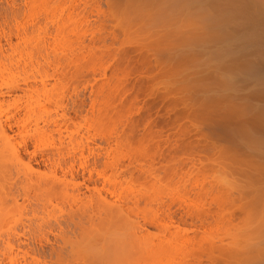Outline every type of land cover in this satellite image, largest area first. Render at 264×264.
I'll return each instance as SVG.
<instances>
[{
  "label": "rangeland",
  "instance_id": "obj_1",
  "mask_svg": "<svg viewBox=\"0 0 264 264\" xmlns=\"http://www.w3.org/2000/svg\"><path fill=\"white\" fill-rule=\"evenodd\" d=\"M170 1L0 0V264H264V0Z\"/></svg>",
  "mask_w": 264,
  "mask_h": 264
},
{
  "label": "bare ground",
  "instance_id": "obj_2",
  "mask_svg": "<svg viewBox=\"0 0 264 264\" xmlns=\"http://www.w3.org/2000/svg\"><path fill=\"white\" fill-rule=\"evenodd\" d=\"M168 1H170V0H168ZM192 1H194V2L197 1L196 3H198V2L201 3V1H203V0H171L170 2H173V3H175V2H179V3H181V4H183V3L186 2L185 4H187V3L189 4V3H191ZM209 1L211 2V5H212V6H209V8H211L212 10L209 9V11H211V13H209V15H207L208 17H207L206 15H204V14H205L204 11L206 10L205 8H207V7H205V8L200 7V8L203 10V11H202V10L200 9V12H199V9H198V13H199V14L201 13V15L203 14L202 16H203V17L205 16V17H204L205 19H211V20H212V18H213V16H212V12H213V13H214V17L216 18V19L213 18V19H214L213 22H214L216 25H218V26H223L225 23L232 21V19L234 20V18H235V16H236V13H237L238 11H237L236 13H235V11H233V8H234V7H232V6L229 5V3H231V1H229V0H209ZM224 1H225V2H224ZM227 1H229V2L227 3ZM232 1H233V0H232ZM170 2H168V6H171L170 8H173L176 4L173 5V4L170 3ZM222 2H223V3H227V4H226L227 6L225 7V6H224L225 4L223 5ZM169 3H170V4H169ZM196 3H195V4H196ZM208 3H209V2H208ZM221 3H222V4H221ZM193 4H194V3H193ZM205 4H206V3H205ZM208 5H209V4H208ZM231 5H232V3H231ZM172 6H173V7H172ZM206 6H207V5H206ZM213 8H214V10H213ZM201 15H200V16H201ZM210 15H211V16H210ZM209 16L212 17V18H209ZM223 28H224V26H223ZM223 28H221L220 30H221V32L225 33L226 31L224 32V29H223ZM223 33H222V35H224ZM228 38H231V36H228V35H226V34H225L224 36H219V37L215 36V37H213V38H211V39H210L209 37H207V36H203V38H201L200 42H201V43H202V42H208V41H211V42L220 41V42H222V41H225L226 39L228 40ZM256 41H257V40H256ZM256 41H255V42H256ZM258 41H259V39H258ZM260 41H261V40H260ZM247 43H248V44H259V45H260V44L262 43V41H261V43H259V42L254 43V40H251L250 38H247ZM263 43H264V41H263ZM263 43H262V44H263ZM259 45H257V46L259 47ZM258 47H257V48H258ZM262 47H264V44L262 45ZM258 49H260V47H259ZM239 51H240V50H239ZM231 52H232L231 49H230L229 47H227V48H225V49L223 50V52H214L213 54L211 53L210 55H212V56H210V57H212V59H214V60H221V59H224V58L226 59V57L229 58L228 56L231 55ZM262 52H263V50H262ZM1 55H2V53H1V50H0V56H1ZM241 55H242V54H241ZM261 55H262V53H261ZM244 56H247V55H244ZM1 57H2V56H1ZM210 59H211V58H210ZM233 59H234V58H233ZM227 60H228V59H227ZM231 61H232V60H231ZM243 63H246V62H243ZM243 65H244V64H243ZM235 67L238 68V67H241V66H238V67L235 66ZM242 68H243L242 71H245V72L250 71V69L248 68V65H247V64L244 65V66H242ZM238 70H240V68H239ZM251 71H252V70H251ZM259 80H260V79H259ZM262 80H263V79H262ZM259 82H260V81H259ZM30 110H31V109H30ZM30 110H29V111H30ZM45 111H47V110H45ZM259 111H260V110H259ZM263 111H264V109H263ZM263 111H261V112H262V115H264V112H263ZM47 112H48V111H47ZM39 113H40V112H39ZM45 113H46V112H45ZM32 114H33V110H32ZM259 116L261 117V115H259ZM262 117H263V116H262ZM4 127H5V126H3V125L0 124V135H2V137L6 138V137H7V136H6V129H5ZM35 127H38V126H35ZM38 129H39V128H38ZM36 131H37V129H36ZM247 132H248V131H247ZM249 133H250V131H249ZM247 134H248V133H247ZM251 135H252V134H251ZM253 135H254V134H253ZM248 136H249V135H248ZM254 137H255V136H254ZM254 137H253V139H254ZM246 138H247V137H246ZM249 138H250V137H248L247 139H249ZM255 139H257V138H255ZM250 141H252V142H253V141L256 142V140H252V137L250 138ZM0 153H2V155L0 154V155H1V156H0V158H1V159H0V166H4V165H6V163H7L6 161H8V163H9V161H10L11 159H9L8 157L6 158V156H8V155H6L5 153H3V152H0ZM9 153H11V155H10L9 157L12 158V157L15 156V151H14L13 148H9ZM5 155H6V156H5ZM15 157H16V156H15ZM4 158H5V159H4ZM3 159H4V160H3ZM12 159H14V158H12ZM15 159H17V158H15ZM73 160H74V159H73ZM2 161H3V162H2ZM4 162H5V163H4ZM63 162H64V161H63ZM2 163H3V164H2ZM8 163H7V164H8ZM54 163H55V161H54ZM57 164H58V163H57ZM61 164H62V163H61ZM63 164H64V163H63ZM58 165H59V164H58ZM72 165H73V164H72ZM60 166H61V165H60ZM4 167H7V166H4ZM72 167H73V166L67 167L64 171H63L64 167H62V168L59 167V168H60V171H61L62 173H63V172H64V173H65V172L68 173V171L70 172V171L72 170ZM1 168H2L3 170H5V168H3V167H1ZM7 171H8V169H7ZM58 171H59V170H58ZM54 172H55V171H54ZM65 174H66V173H65ZM51 176L54 177V179H51V181L53 182V180H55V178H57V177L54 176V174L51 175ZM58 180H59V179L57 178V181H58ZM60 181H62V180L60 179ZM65 181H66V180H65ZM48 182H50V180H48ZM38 183H39V182H38ZM38 183H37V184H38ZM50 183H51V182H50ZM53 183H54V182H53ZM55 183H57L56 180H55ZM59 183H60V182H59ZM59 183H58V184H59ZM61 183H63V181H62ZM61 183H60V185H61ZM41 184H46L45 186H49V184H47V183H45V182H44V183H41ZM51 184H52V183H51ZM58 184H57V185H58ZM65 184H66V183H65ZM83 184H84V183H83ZM60 185H59V186H60ZM39 186H40V184H39ZM51 186H53V185H51ZM40 187H41V186H40ZM60 187H61V186H60ZM64 187H65V186H64ZM80 187H81V186H80ZM43 188L45 189L46 187H43ZM52 188H53V187H52ZM65 188H66V187H65ZM63 189H64V188H63ZM25 193H26V191H25ZM26 194H27V193H26ZM111 196H112V194H111ZM72 197H74V196L72 195ZM22 198L25 199L26 197H24V195H23ZM28 198H29V197H28ZM32 200H33V199H32ZM35 203H36V202H35ZM114 204H115V203H114ZM107 206H108V204H107ZM114 206H115V207H114ZM114 206H113V205L110 206L111 208L108 207V209L110 208L111 211H110L109 214H107V213H105V214H107L108 216L111 215V217L113 216V217H114V218L112 217L113 220H115V218H117V217H118L117 219H119V218H120V220L122 219V223H121V221L119 220L120 223H121V226H122V224H126V225H125L126 228H127V226H130L131 223H130V224H127V223H129V222H127V221H128V220L126 219L127 217H126V218H125V217L123 218V216H122L123 214H121V213H123V211L121 212V209H120V208H117V207H116V204H115ZM41 208H42V207H41ZM114 208H115V209H114ZM127 208H128V207H127ZM108 209H107V210H108ZM110 209H109V210H110ZM117 209H119V210H117ZM109 210H108V212H109ZM88 212H89V211H88ZM90 212H91V211H90ZM106 212H107V211H106ZM128 212H129V211H128ZM131 212H132V211H131ZM33 213H34V212H33ZM168 213H169V212H168ZM91 214H92V213H91ZM91 214H90V216H91ZM105 214H103V215L105 216ZM166 214H167V213H166ZM83 215H84V214H83ZM116 215H117V217H115ZM124 215H126V214L124 213ZM156 215H157V214H156ZM167 215H168V214H167ZM171 215H172V214H171ZM90 216L87 217V219H85V220H88V222H89L90 220H92L93 218L90 217ZM95 216H96V215H95ZM97 216L99 217V215H97ZM119 216H121V217H119ZM126 216H128V215H126ZM70 217H71V216H70ZM98 217H97V218H98ZM150 217H151V216H150ZM153 217H155V216H153ZM168 217H169L168 219H170L169 222L172 223V224H171L172 226L170 225V223H169V226L173 227V222L171 221V218H170V217H172V216H170V214H169ZM186 217H187V216H186ZM81 218H82V217H81ZM95 218H96V217H95ZM100 218H101V217H100ZM104 218L106 219L107 216L104 217ZM155 218H156V217H155ZM98 219H99V218H98ZM105 219H104V220H105ZM107 219H108V218H107ZM107 219H106V220H107ZM124 219H125V221H124ZM71 220H72V219H71ZM110 220H111V219H109V221H110ZM144 220H145V219H144ZM147 220H148V219H147ZM72 221H73V220H72ZM79 221H80V220H79ZM109 221H108V223H109ZM111 221H112V220H111ZM111 221H110V223H111ZM116 221L118 222V220H115V222H116ZM131 221H133V220H131ZM134 221H135V220H134ZM141 221H142V220H141ZM182 221H183V220H182ZM69 222H70V221H69ZM105 222H106V221H105ZM144 222H146V220H145ZM192 222H193V221H192ZM71 223H72V222H71ZM112 223H113V221H112ZM120 223H119V224H120ZM132 223H133V226H134V230H133V228H131V227H130V228H131L133 231H135V233H136L137 230H135V228H136L137 226L139 227L141 224H139L138 222H137V223H136V222H132ZM135 223H136L137 226L135 225ZM200 223H201V221H200ZM91 224H92V223H91ZM115 224H116V223H115ZM142 224H143V223H142ZM146 224H147V223H146ZM146 224L144 223L143 225H146ZM74 225H75V223H74ZM117 225H118V224H117ZM164 225H165V224H163V226H164ZM106 226H107V225H106ZM115 226H116V225H115ZM135 226H136V227H135ZM141 226H142V225H141ZM148 226H155V227H158V226H159V227H161L162 224L158 222V218H156V219L153 218L151 221L148 222ZM166 226H167V224H166ZM112 227H114L113 224H112ZM117 227H118V226H117ZM143 227H144V226L141 227V230L144 229ZM159 227H158V228H159ZM171 227H169V228H171ZM174 227L177 228V230H178V228H180V227L177 226V225H176V226L174 225ZM81 228H83V227H81ZM126 228H125V229H126ZM139 228H140V227H139ZM161 228H166V227L164 226V227H161ZM161 228H160V230H161ZM83 229H84V228H83ZM115 229H117V228H115ZM120 229H123V228H120ZM128 229H129V228H128ZM131 229H129V230H131ZM137 229H138V228H137ZM166 229H168V228H166ZM85 230H86V229H85ZM88 230H89V229H88ZM90 230H91V229H90ZM90 230H89V231H90ZM101 230H102V229H101ZM110 230H111V229H110ZM158 230H159V229H158ZM162 230H163V229H162ZM164 230H165V229H164ZM121 231H123V230H121ZM126 231H127V230H126ZM181 231H183V230H181ZM184 231H185V229H184ZM111 232H112V231H111ZM114 232H115V231H114ZM139 232H140V231H139ZM139 232H138V233H139ZM125 233H126V232H125ZM127 233L130 234V232H127ZM135 233H134V234H135ZM185 233H186V232H185ZM81 234H82V233H81ZM87 234H88V233H87ZM90 234H91V233H90ZM93 234H94V233H93ZM99 234H100V233H99ZM177 234H178V233H177ZM83 235H84V234H83ZM101 235H102V234H101ZM132 235H133V232H132ZM132 235H131V234H130V236L128 235V239H129V237L131 238ZM95 236H96V235H95ZM98 236H99V235H98ZM138 236H139V235H138ZM140 236H142V235L140 234ZM144 236H145V235H144ZM132 238H133V237H132ZM132 238L129 239L128 241L132 240ZM134 238H136V237L134 236ZM138 238H139V237H138ZM143 238H144V237H143ZM143 238H142V239H143ZM106 239H107V238H105L104 241H105ZM108 239H109V238H108ZM114 239H117V238H114ZM145 239H146V238H145ZM110 240H111V239H110ZM123 240H124V239H123ZM123 240H122V241H123ZM126 240H127V238L125 237V241H126ZM136 240H137V239H136ZM136 240H132L131 242L136 241ZM140 240H141V239H140ZM94 241H95V240H94ZM187 241H188V240H187ZM192 241H193V240H192ZM118 242L120 243L121 240L117 241L116 243L118 244ZM143 242H145V241L143 240ZM143 242H142V243H143ZM190 242H191V241H190ZM200 242H201V241H200ZM39 243H40V242H39ZM110 243H111V242H110ZM110 243H109V244H110ZM113 243H114V241H113ZM121 243H122V242H121ZM123 243H124V242H123ZM123 243H122V244H123ZM128 243H129V242L124 243V247H126L125 245L128 244ZM137 243H138V241H137ZM140 243H141V242H140ZM201 243H202V242H201ZM77 244H78V242H77ZM104 244H105V242H104ZM131 244H135V243H131ZM131 244L129 243L128 245H131ZM144 244H145V243H144ZM197 244H198V243H197ZM26 245H27V244H26ZM111 245H112V244H111ZM114 245H115V243H114ZM114 245H113V246H114ZM120 245H121V244H120ZM135 245H136V244H135ZM138 245H139V244H138ZM138 245H136V246H138ZM141 245H142V244H141ZM198 245H199V244H198ZM108 246H109V245H108ZM116 246H117V245H115V250H117V249H116ZM131 246H132V245H131ZM131 246H127L128 248L126 247V248L128 249V251L131 250V248H130ZM143 246H144V245H143ZM77 247H78V246H77ZM110 247H111V246H110ZM110 247H109V248H110ZM120 247H121V246H120ZM124 247H123V245H122V248L125 250L126 248H124ZM133 247H134V246H132V249H134V248L137 249V247H134V248H133ZM139 247H140V246H139ZM203 247H204V245H203ZM31 248H32V247H31ZM38 248H40V247H38ZM107 248H108V247H107ZM107 248H106V249H107ZM204 248H205V247H204ZM28 249H29V248H28ZM36 249H37V248H36ZM96 249H97V247H96ZM112 249H114V247H112ZM112 249L110 248V250H112ZM118 249H119V247H118ZM129 249H130V250H129ZM135 249H134V250H135ZM138 249H139V252H140V251H141L140 248H138ZM145 249H146V248H145ZM38 250H39V249H38ZM40 250H41V249H40ZM115 250H112V251L115 252ZM119 250H120V249H119ZM124 250H123V251H124ZM196 250H197V249H196ZM202 250H203V249H202ZM31 251H32V249H31ZM52 251H55V250H52ZM105 251H106V250H105ZM105 251H104V252H105ZM120 251H121V250H120ZM126 251H127V250H126ZM136 251H137V250H135V252H136ZM143 251H144V250H143ZM155 251H156V250H155ZM203 251H205V250H203ZM203 251H202V252H203ZM206 251H207V250H206ZM49 252H50V251H49ZM58 252H59V251H58ZM114 252H112V253H114ZM130 252H131V251H130ZM137 252H138V251H137ZM137 252H136V254H138ZM25 253H26V252H25ZM64 253H65V252H64ZM72 253H73V252H72ZM86 253H87V252H86ZM97 253H98V252H97ZM97 253H96V254H97ZM112 253H111V254H112ZM115 253H116V252H115ZM128 253H129V252H128ZM133 253H134V251H133ZM145 253H146V252H145ZM116 254H118V253H116ZM116 254H113L114 256L112 255L113 258H114V261H116V262H114V261L111 259L112 256L109 257V258H107V259L105 258V260L110 259L109 262H111L112 264H114V263L117 264V261H118V260L115 258V255H116ZM131 254H132V253H131ZM57 255L59 256V254L56 253L55 256L57 257ZM72 255H73V254H72ZM94 255H95V254H94ZM94 255H93L92 257H94ZM105 255H106V254H105ZM134 255H135V253H134L131 257H130V255H128V256H129L130 259L132 260V259H134V258H132ZM26 256H27V255H26ZM61 256H62V254H61ZM65 256H66V255H65ZM87 256H88V255H87ZM107 256H108V254H107ZM107 256H106V257H107ZM117 256L119 257L120 255L118 254V255H116V257H117ZM155 256H156V255H155ZM155 256H154V258H155ZM92 257H91V258H92ZM121 257H123V255H122ZM126 257H127V255H126ZM137 257H138V256H137ZM94 258L96 259V257H94ZM33 259H34V258H33ZM57 259H58V257L56 258V260H57ZM59 259H60V258H59ZM59 259H58V261H59ZM89 259H90V258H89ZM89 259H86L87 261H85L84 259H83V260H84L85 262H89ZM115 259H116V260H115ZM119 259L121 260V258H119ZM124 259H125V256H124ZM124 259L122 258L121 261H124ZM126 259H127V261L129 260L128 258H126ZM63 260H64V259H63ZM63 260H62V261H63ZM68 260H69V259H68ZM68 260H67V261H68ZM71 260H72V259H71ZM73 260H75V259H73ZM76 260H77V258H76ZM83 260H82V261H83ZM98 260H99V259H98ZM102 260H103V259H102ZM111 260H112V261H111ZM131 260H130L129 262H131ZM134 260H135V259H134ZM54 261H55V259H54ZM58 261H57V264H58ZM90 261H91V259H90ZM121 261H120V262H121ZM125 261H126V260H125ZM132 261H133V260H132ZM35 262H36V261H35ZM63 262H65V260H64ZM68 262H69V261H68ZM68 262H67V263H68ZM79 262H80V261H79ZM85 262H84V263H85ZM91 262H92V261H91ZM101 262H102V261H101ZM109 262H108V264H109ZM113 262H114V263H113ZM120 262H118V264H119ZM129 262H128V263L126 262V263H127V264H130ZM135 262H137V260H136ZM44 263H45V262H44ZM55 263H56V262H55ZM61 263H62V262H61ZM75 263H76V262H75ZM102 263H103V262H102ZM104 263H106V262H104ZM104 263H103V264H104ZM72 264H73V262H72ZM81 264H82V263H81ZM86 264H87V263H86ZM88 264H89V263H88ZM91 264H92V263H91ZM97 264H98V263H97ZM131 264H132V262H131Z\"/></svg>",
  "mask_w": 264,
  "mask_h": 264
}]
</instances>
